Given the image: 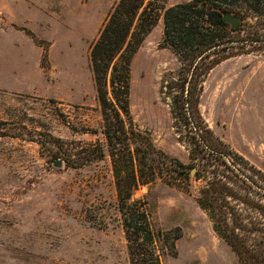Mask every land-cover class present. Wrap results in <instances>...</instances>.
<instances>
[{
  "label": "rangeland",
  "instance_id": "rangeland-1",
  "mask_svg": "<svg viewBox=\"0 0 264 264\" xmlns=\"http://www.w3.org/2000/svg\"><path fill=\"white\" fill-rule=\"evenodd\" d=\"M117 1L0 0L1 28L7 23L19 30L9 22L14 17L19 20L25 11L32 24L43 19L47 23L45 39L32 36L41 52L36 54V68L43 74L44 88L39 90L43 95L0 90V264H129L117 211L113 159L106 156L78 168L63 161L104 143L89 52ZM187 1H145L148 13L157 19L132 57L129 115L123 119L125 128L148 134L156 148L186 166L191 182L168 185L156 178L139 186L132 200L145 203L142 209L154 230L180 236L175 255L164 250L161 264H239L195 201L212 179L213 167L201 143L194 147V130L182 126L173 104L179 94L181 65L162 42V13ZM259 21L239 25V38L245 39L249 25L263 36ZM245 46L247 53L221 62L206 75L198 109L208 129L226 146L222 152L239 153L264 177V149L248 151L237 136L243 133L254 141L264 132V60L258 61L264 58V45ZM26 51L18 53L23 58ZM0 62V72L12 74V58ZM18 68L15 72L24 67ZM114 160L123 163L125 155ZM56 161L60 167L54 166ZM225 161L231 168L220 170L231 179L229 187L264 204V179L230 157L225 156ZM198 170L205 177L196 179ZM229 201L249 226L264 224L257 212ZM257 236L261 235L250 240Z\"/></svg>",
  "mask_w": 264,
  "mask_h": 264
},
{
  "label": "trees",
  "instance_id": "trees-1",
  "mask_svg": "<svg viewBox=\"0 0 264 264\" xmlns=\"http://www.w3.org/2000/svg\"><path fill=\"white\" fill-rule=\"evenodd\" d=\"M145 1L118 0L90 47V69L103 120L100 133L104 143L89 146L73 158L63 160L66 166L78 168L106 156L113 159L117 211L129 264H161L164 250L175 255L174 244L180 237L178 233L171 237L170 232L154 230L142 209L145 203L132 200L133 192L156 178L168 185L191 182L186 166L156 148L148 134L124 125L123 118L129 115L131 60L157 19L148 13ZM223 12L241 18L240 26L254 19L264 26V0H190L163 10L162 42L181 65L179 94L173 97L179 120L183 127L194 130L191 138L194 147L201 143L208 165L213 167L212 179L199 190L195 201L212 222L213 232L229 246L239 264H264V224L251 222L250 227L241 220L229 200L243 204L262 218L264 204L252 201L248 195H238L229 187L231 179L220 169L231 168L225 161L226 156L237 165L252 169L260 180L264 177L237 154L222 152L226 146L208 129L198 109L202 83L215 66L247 53L245 45H264V34L260 36L254 25L248 26L246 37L241 40L240 28L232 30L224 23ZM91 133L98 132L91 130ZM120 155H125L123 163L114 160ZM204 174L198 170L195 178L205 177ZM242 179L248 182L247 178ZM256 234L261 236L250 240Z\"/></svg>",
  "mask_w": 264,
  "mask_h": 264
},
{
  "label": "crops",
  "instance_id": "crops-1",
  "mask_svg": "<svg viewBox=\"0 0 264 264\" xmlns=\"http://www.w3.org/2000/svg\"><path fill=\"white\" fill-rule=\"evenodd\" d=\"M28 18L29 14L25 11L18 17L19 20L15 19V17L14 20L13 18L10 20L9 23L18 26L20 28L19 30L15 29V27H8L7 23L4 24L2 28L0 27V59L4 60L5 57H10L13 61L11 63L13 66L12 74L5 76L0 72V90L25 94L39 93V95H43V93L39 91L44 88L43 74L39 73L36 68V54H40L41 52L40 48H38L32 40V36L37 34L39 38L45 39L44 35L47 34V32L44 26L47 23L45 19L40 20V27L38 23L32 24L30 21H27L26 19ZM28 34H30V36H28ZM24 49L27 51L22 58L18 51ZM12 51L13 54L11 53ZM259 60H264V58H259L258 61ZM30 61L32 63L31 65ZM18 66H23L24 68L20 70L21 72L17 71L18 74H15L17 73L15 71L19 69ZM237 136L241 137L240 140H238L240 145L243 148L244 146L248 147V151L255 148L258 150H260V148L264 149V132H261L254 141L247 140L243 133Z\"/></svg>",
  "mask_w": 264,
  "mask_h": 264
},
{
  "label": "water",
  "instance_id": "water-1",
  "mask_svg": "<svg viewBox=\"0 0 264 264\" xmlns=\"http://www.w3.org/2000/svg\"><path fill=\"white\" fill-rule=\"evenodd\" d=\"M224 23L228 24L232 30L237 29L241 24V18L232 16L229 12L222 13ZM61 163L59 161L54 162L55 167H60ZM193 174V170L190 172V175Z\"/></svg>",
  "mask_w": 264,
  "mask_h": 264
}]
</instances>
